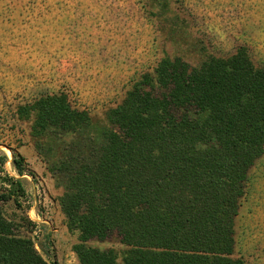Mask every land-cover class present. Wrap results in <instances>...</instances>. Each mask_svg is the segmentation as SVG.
Wrapping results in <instances>:
<instances>
[{
    "label": "trees",
    "instance_id": "16d2710c",
    "mask_svg": "<svg viewBox=\"0 0 264 264\" xmlns=\"http://www.w3.org/2000/svg\"><path fill=\"white\" fill-rule=\"evenodd\" d=\"M19 111L35 115L40 136L78 137L59 171L80 264H120L115 250L88 246L113 237L125 247L121 264H244L234 258L235 220L249 172L264 155V66L246 46L198 66L163 58L109 112L100 146L85 141L90 115L65 93ZM7 161L0 156V264H57L44 257L49 245L41 253L21 232L32 221L6 216L7 204L20 210L26 197ZM24 163L14 152L19 177L27 175Z\"/></svg>",
    "mask_w": 264,
    "mask_h": 264
},
{
    "label": "rangeland",
    "instance_id": "374dc122",
    "mask_svg": "<svg viewBox=\"0 0 264 264\" xmlns=\"http://www.w3.org/2000/svg\"><path fill=\"white\" fill-rule=\"evenodd\" d=\"M246 46L264 66V0H0V156L23 180L21 209L7 204L10 220L29 219L21 232L36 248L49 245L57 264H80V234L69 228L61 206L67 179L59 166L78 137L56 131L39 135L35 115L19 107L44 95L65 93L91 118L84 138L103 143L109 112L141 76L165 57L192 66L208 57H229ZM14 152L27 175L14 170ZM234 258L264 264V155L249 172L235 220ZM89 247L113 249L116 237Z\"/></svg>",
    "mask_w": 264,
    "mask_h": 264
}]
</instances>
